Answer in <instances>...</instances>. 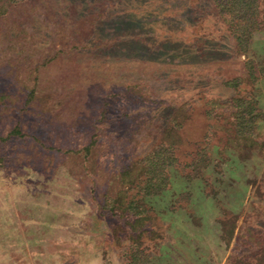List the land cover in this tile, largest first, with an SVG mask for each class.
<instances>
[{"label":"rangeland","instance_id":"rangeland-1","mask_svg":"<svg viewBox=\"0 0 264 264\" xmlns=\"http://www.w3.org/2000/svg\"><path fill=\"white\" fill-rule=\"evenodd\" d=\"M0 264H264V0H0Z\"/></svg>","mask_w":264,"mask_h":264}]
</instances>
